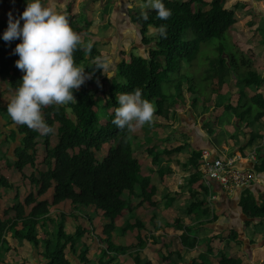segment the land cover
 <instances>
[{"label":"trees","instance_id":"trees-1","mask_svg":"<svg viewBox=\"0 0 264 264\" xmlns=\"http://www.w3.org/2000/svg\"><path fill=\"white\" fill-rule=\"evenodd\" d=\"M20 2L26 3L27 7V0L17 1V3ZM58 2L65 3L64 0H58ZM162 2L171 11V16L167 20L159 19L156 11L151 7L145 12L138 10L131 14L132 21L140 28L144 42L149 44L151 39L155 40V44L150 45L148 56L125 52L126 57L124 56L117 66L115 75L109 79L103 74V70L95 71L93 63L97 56L104 58L105 51L99 49L95 43L90 53L77 50L74 53L75 63L89 74L94 71L95 73L83 86L74 91L77 102L42 109L45 123L54 131L42 134L26 125H17L14 134L17 135L18 132L23 137L15 149V159H12L13 163L9 167L12 173L14 170L25 173V169L29 168V175L23 176L24 180L29 179L32 186H35V189L32 188L26 197L29 201L45 195L48 191H51V201L48 199L36 201L32 210L27 213L25 203L19 200V192H14V185L7 177L0 176V188L15 194L12 198L14 205L7 210V212L15 210V215L0 218V241L2 240L0 244L2 247L6 246V250L10 249L6 239V233L10 232L14 239H23L32 243L37 250V255L41 256V260L46 264H78L77 261L80 262L79 264H120L122 260L123 262L130 260L131 264H155L145 256L144 250L148 245L156 244L158 241H161L162 245L157 251L163 252V258H160L159 254L155 256L159 258L160 264H243L242 256H227L219 250L217 251L219 256L214 261L211 259L212 254L216 252L212 237L200 239V236L198 237L200 229L196 230L204 226L202 222L195 226L182 224L183 231L180 238L178 235L166 236L170 242H162L163 235L156 234L162 227V216L158 215V208L163 202L166 206L174 203L177 195L170 197L164 189L160 197L157 184L163 181L165 171L170 173L171 170L170 166L163 168V157L170 158L175 152H180L183 147L163 148L160 143L150 144L149 141L141 143L140 141L146 136L153 135H149L151 129L145 132L148 128L146 125L138 128L135 133H129L126 129L117 128L112 122L114 110L119 106L116 94L129 93L137 88L142 90V98L150 101L152 105L156 100V114L165 119L168 118L171 106L164 104L167 99V94L162 90L164 78L170 72H179L185 61L190 63L194 61L202 42L213 38L223 40L239 22L238 7H244L246 4L239 0L233 4L228 0H162ZM69 4L66 17L73 30L79 34L81 28L71 20L76 15L73 12L75 2L72 1ZM251 9L255 11L254 8ZM12 13L13 18L18 19L23 10L14 8ZM22 25L23 21H21ZM162 27L164 34H161ZM7 28L8 20L0 18V75L5 77L10 87L16 91L24 75L16 67L19 56L14 52L21 40L4 41L3 33ZM152 29L156 30L153 32L154 38H150L153 34L148 35ZM261 32L264 35V27L261 28ZM262 39L264 45V36ZM217 49L219 56L216 62L230 69L234 78L232 81L233 76L231 78L215 76L214 68V72L208 74V80L212 79L213 83H217L211 86L212 90L221 92L225 87V92H221V95H225L228 92L230 94L234 87L240 86L241 92L234 93L238 94L237 103L229 102L230 106L227 108H233L236 118L242 120L247 118L246 115L255 108L257 112L252 117V122L261 120L264 118V91L261 92L262 89L264 90L262 88L264 76H260L255 70L239 72V58L235 52H227L225 43L220 42ZM240 59L245 66L252 64L245 56ZM182 85L181 81L176 84L179 91ZM251 89L254 90L252 94L249 92ZM99 93L106 96L105 102H99L97 99ZM104 104L108 108H113V112L108 116L102 110ZM204 105L207 106V103L204 102ZM10 121L13 122L12 119ZM145 127H147L146 130ZM38 136H41V143L37 140ZM51 136L55 137L54 143L51 142ZM106 143H110L108 150L100 158L98 153L102 151ZM157 147L161 150H157ZM145 159H150V162L144 163ZM199 159L200 151L194 150L190 163L196 172L190 175L181 190L201 181L205 197H199V200L196 199L193 202L195 195L201 192L194 188L190 190L189 201L192 205L188 206L185 213L187 216H192L190 214L197 210L195 214L199 217L210 213L214 208L212 192L203 184L206 179L200 172ZM259 159V163L254 165V171L263 172L264 155H261ZM144 170L148 173H144ZM32 178H36L38 182L35 183ZM125 193L128 199L124 197ZM135 200L137 203L132 205ZM62 202L71 204L73 225L77 222V211L89 207L84 214L88 218L86 222L89 226L76 224L73 232H67L65 221L68 215L63 211L57 215L62 221L58 223L52 238H49L48 233L41 238L40 229H44L46 225L44 221L56 218L50 213L51 206ZM145 203H148L153 211L151 212L152 222L148 221L147 224L144 220L138 219L135 214L136 208ZM182 206L180 205L179 210L185 209ZM240 207L243 214L250 220L247 224H251L252 219L264 218V196L257 199L251 192H244ZM90 208L93 212L91 217L87 215ZM96 216H100L98 224L93 221L97 218ZM122 216L124 220L119 225L117 218ZM174 220L177 227L180 223V214ZM168 224L166 220L164 225L169 226ZM98 225L103 227L100 233L94 230H97ZM163 228L166 227L163 226ZM130 231L133 234L129 233ZM123 235H133L135 241L128 245L119 244L115 237ZM166 235L169 234L166 233ZM238 237L239 233L231 230L226 239L236 243L242 242L243 240ZM221 239L223 240L224 237ZM201 243L205 244L204 251H199L193 257L187 258L188 251L199 247ZM117 259H119L118 262ZM21 264H27V261Z\"/></svg>","mask_w":264,"mask_h":264},{"label":"rangeland","instance_id":"rangeland-1","mask_svg":"<svg viewBox=\"0 0 264 264\" xmlns=\"http://www.w3.org/2000/svg\"><path fill=\"white\" fill-rule=\"evenodd\" d=\"M12 1L13 3H16L18 0H12ZM64 1L65 3L62 2L59 5V8H60V11L64 13L65 15L68 13V10H69L68 6L70 5L69 3L72 1L75 2L73 6V12L76 13V15H74L71 18V20L74 21V23L78 27L81 28V30L79 31V34H81V36L83 37L82 40L85 43H88V42H91L92 44L95 43L99 47V49L105 51L104 58H107L108 60L111 61L110 70L108 72V75L110 77H113L115 75L117 66L120 64L122 59H124L125 52L127 53L133 52V54L135 55H140V54H144L145 56L149 55L150 45L151 46L154 45L155 40L151 39L149 44L144 42V37L141 34L139 26L132 21V16L130 15L138 10L142 12H145L146 10H148L150 8L148 6V0H129L130 2L134 3L131 9L127 5L128 1L124 0V2L120 5L118 13L115 14L114 19H113V13H112L114 9L116 8L114 7V5H115V2L116 3L120 2V0H76V1L75 0H64ZM207 1H210V0H207ZM229 1L230 0H228V2ZM242 1H244L247 4V6L245 4L244 7H241V6L238 7L239 9L237 13L240 17L239 22L226 34L223 40L218 39V38H213L211 40L202 42L200 45L198 54L196 55V58L194 61H192L191 63L185 61V63L183 64L179 72L177 71L170 72L164 78V82L162 84V90L163 92L167 94V99L164 102V104L166 105L168 104L169 106V105H177L179 103L181 104L180 105L181 107L188 104L195 108L205 109L204 99H206L207 97L211 98L212 96L217 97L219 100L223 101L224 103H227L229 101L237 103V99L236 97H234V93L239 94L241 92L240 86L234 87L232 92L228 94L227 96H225L224 97L225 99H222V97L219 96L220 95L219 91L212 90V87L215 86L217 83H213L212 79L208 80V74H212L214 72V68H215V72H214L215 76H218V77L219 76H223V77L230 76V78L233 76L231 78L232 81L234 78V74H231L230 69L226 68L224 65H219L216 62L217 57L219 56V51L217 49V46L219 45L220 42L225 43L227 52L228 51L235 52L236 55L238 56L239 58L238 60L240 62L239 72L244 73L247 70L248 71L255 70V71H261L262 73H264V45L262 44L263 42L262 38L264 35L261 32V28L264 27V2H256V0H242ZM42 3L45 5L46 0H42ZM56 3H59L58 0H56ZM257 3L259 4V7ZM251 8H254L255 11H252L253 9ZM7 9L9 10L8 6H7ZM25 9H26V6L24 10ZM254 12H256V14ZM153 32H156V30L152 29V31L148 32V35L153 34L152 35L153 37L150 36V38H154ZM143 47H147L148 49L140 50V48H143ZM242 56H245L248 61L252 62V64L245 66V64H243L240 59ZM233 72H235L234 68H233ZM262 73L258 72L260 76H264V74ZM179 81L183 83V87L186 90L188 89L189 93L187 97L191 99V101L188 103H187L188 99L186 98V96L183 93H180V91L176 87V84ZM0 84H2L1 81H0ZM233 84H235V82H233ZM223 88L224 89L222 90V92L226 90L225 87ZM0 89L3 90L1 87ZM106 89L107 90L109 89L108 84L106 86ZM253 91L254 90L251 89L249 92L253 93ZM179 94H181V96H179ZM238 94H237V98H238ZM105 97L99 93L97 96V99L99 100V102L101 101L105 102ZM196 97L197 99H195ZM8 102L7 103L0 102V111H2L1 114L3 115L5 120H8L9 118L8 115L5 114L6 112H4L7 110ZM153 106L155 109L157 108L156 100H155V103H153ZM225 109L228 110V108H225ZM102 110L105 112L107 116L113 112V108H108L105 104L102 107ZM156 111L157 110H155V114H156ZM225 116L228 121H231L233 118V115L230 111H226ZM156 117L157 116H154L155 123H156L155 121ZM146 126L152 130L149 133V135L150 134H153V135L152 136L150 135L151 137L146 136L145 139L140 141L141 143L149 141L148 143L150 144L160 143L163 147H166L167 145H169V148H170V145L171 147H176V146L182 147L181 144H184L185 148L183 147L181 153H179L178 155L182 156L183 158L188 155L187 151H190L191 148L187 143L184 142L187 137L183 135L180 130L172 126L170 129H167V131L165 132H163V130L161 129H158V131L162 132L160 133V132L154 131L153 126L151 127L150 125H146ZM147 127H145V130ZM14 130L10 131V129L8 128L7 131H3L2 129H0V176L7 177L9 182L14 185L15 187L14 192L16 191L19 192V200L25 203L26 208L25 207L24 208L26 212L29 213L32 210L33 205L36 201L44 200V199L46 200L48 199V201H51V191H48L45 195L39 198H35L33 201H29L26 198L29 192L32 190V188L35 189V186H32L31 181L29 179L24 180V177H27V175H29V170H28L29 168L25 169V173H21L16 170H14V173H12V169L9 167V165L13 163L12 159H15L14 158L15 149L17 145L20 143L21 138L23 137L22 135L19 136L18 140L16 141L19 133L17 132V135L14 134L15 132ZM14 135H16V137ZM40 137L41 136L37 137V140L39 143H41ZM141 137H143V135ZM54 141H55V137L51 136V142L54 143ZM11 142L13 143V145ZM109 144L110 143H106L102 151L98 153L100 158L103 157L105 152H107ZM157 150H161V149L157 147ZM174 155H175L174 158L178 156L176 155V153ZM9 156H10V160H8ZM147 162L149 163L150 160ZM145 171L146 170H144V173ZM32 181H34L35 183L38 182L36 178H32ZM19 184L21 186H19ZM5 190L6 189H1V191H5ZM7 191L9 192V194H11V199L14 198L15 194L10 192L9 190ZM5 197L6 195L4 197H0L2 198L0 199V214L3 213L4 215H8V217L6 218H9V217L14 216L16 211L11 210L10 212H7L9 207L14 205V203L11 202L10 206H8L10 199L9 197H6V198ZM124 197L128 199V195L126 193ZM136 203H137V200L133 201L132 205H135ZM70 205H71L70 202H62L56 206H51L50 213H52V216L56 218L55 220H49V221L45 220L44 221L46 225L44 226V229H40L41 238H44L46 236L45 233H48L50 236L49 238H52L53 232L56 233V230L58 228V223L62 221V219L59 220V217H57V215L63 211L65 214L68 215L65 221L66 222L65 229L67 232H73L76 224L77 225L83 224L85 226H89V224L86 222L88 218L86 217V215H84L85 213H87V210L89 209V207H84L81 210L79 209L77 211L78 213L77 222H75V224L73 225V218L71 217L72 215L71 213H73V210ZM164 205H165L164 202L162 203V205L160 204L161 212L158 211V215L162 216V223H165L167 218L171 220L170 222L175 223L174 218H176L177 215L174 213L173 214L168 213L167 210H163V213H164L163 214L162 207ZM149 209H151L150 205L148 203H145L143 205L138 206L135 210V214L137 215V218L144 220L146 224L151 217V211ZM175 212L178 213V211H175ZM92 214L93 212L91 209L90 211H88L87 215L91 217ZM230 215L231 214L229 213L228 216ZM96 217L97 218H95L93 221L96 224H98L100 216H96ZM181 217H185V215L180 214V222L182 220ZM127 218L128 217H126V219ZM260 219L261 220H259L257 223L252 222L251 224H246L244 228V231H246V234L252 240H254L256 244L264 242V218H260ZM123 220H124L123 216L117 218V221L119 223L122 222ZM190 221H195V220L191 219ZM190 221L189 219H184L183 222L181 223L186 226H189V224L187 225L185 223H188V222L190 223ZM181 223H179L177 227L167 226V228L165 229V232L168 233L169 236L178 235V238H180V234L183 231V228L179 226ZM101 226L99 227L98 225L97 230L94 229L96 233H100L102 231L103 227ZM198 229H200L199 234H206V233L208 234V229L205 226H200V228H197L196 230ZM223 232L228 233L227 230H224ZM129 233L133 234L131 231ZM161 233H162V230H159L158 232H156V234H161ZM6 236L9 239L13 238L11 234H9L8 232L6 233ZM241 237H242V240H244V237L242 234H241ZM224 239L221 241L220 237H216V241L213 242L216 245V247H214L215 250L224 252L225 255L227 256H231V255L242 256L243 264H255V263L264 264V249L263 251L262 250L258 251L259 253L256 255V261H254L255 262L254 263L251 260V253H252L251 251L254 248H256L255 246L252 245L249 247L248 246L249 244H246L245 241H242V242L240 241V243H236L234 241H229L228 239H225V240ZM115 240L119 244L128 245V244H131L133 241H135V238L133 235L132 236L123 235L122 237H115ZM0 242H2V240ZM158 242L156 244L148 245L144 250L145 256L151 259L155 264H160L159 258L157 259L155 255L158 256L159 254V257L163 258V252L157 251L158 248H160L162 245L161 241H158ZM12 244L17 249L19 248V246H22V248L25 249L24 252L26 253V255L23 258L30 259L29 261H27V264L28 263L29 264H39L37 257H35L36 259H32L33 254H31V251L37 253V250L32 245V243H30L27 240H23V239H15L13 240ZM42 244L43 243L41 242V247L43 246ZM201 244L205 245L204 243H201ZM235 244L237 246H235ZM244 244H246V249H245ZM150 247H152L153 250L152 249L150 250ZM204 247L200 245L199 247H197V249L195 248L193 250L188 251L187 258L193 257L199 251H204ZM6 248H7L6 246L4 247L1 246V250L5 254H6V251H5ZM163 250L165 252V249ZM245 250H247L246 252L249 254L247 253L244 254ZM217 251L214 252V254H212L211 259L213 261L219 256L217 255ZM93 252H94V249H93ZM152 253L154 255H152ZM11 254L12 253L8 252L6 258H8L9 255ZM260 254L262 256H260ZM0 257L2 256L0 255ZM40 259H41V256H40ZM14 260L18 261L19 258L16 257L14 258ZM118 260L119 259H117V262ZM77 262L78 264L80 263L79 261ZM21 263L22 261H20V264ZM119 263L120 264H131V261L126 260L125 262H123L122 260ZM198 264H203V263H198Z\"/></svg>","mask_w":264,"mask_h":264},{"label":"crops","instance_id":"crops-1","mask_svg":"<svg viewBox=\"0 0 264 264\" xmlns=\"http://www.w3.org/2000/svg\"><path fill=\"white\" fill-rule=\"evenodd\" d=\"M127 1H128L127 5L131 9L134 3L130 2L129 0ZM235 1L230 0V3L232 2L231 4H233V2ZM123 2L124 0H120V2L117 3L115 2V5L113 4L114 7H116L112 12L113 19L115 14L118 13L120 5ZM23 3L24 2L13 3L12 0H0V18L9 20V13H11L13 16L14 14L12 13V11L14 8L24 11L25 4ZM59 5L60 3H56V0H50V1L48 0L45 3V6L53 7L57 12H61ZM7 6L9 10L7 9ZM146 49L148 48L147 47L140 48V50H146ZM256 72L262 73L261 71H256ZM0 81L2 82V84H0V87L3 89V90L0 89V102L7 103L12 99L16 91L10 87V85L7 83L6 78L1 75H0ZM262 88H264V85L262 86ZM185 90L186 89L182 85L180 91L186 96V98L188 99L187 100L188 103L191 101V99L187 97L189 93L188 89L186 91ZM262 91L264 90L262 89L261 92ZM221 92L219 96L222 97V99H225L224 97L229 94L228 92L225 95H221ZM234 97H236L237 99V94H234ZM204 102L207 103V106L204 105L205 109L195 108L188 104H186L183 107H181L180 106L181 104L179 103L177 105H169V107L171 106L170 112L168 118L166 119L163 118L162 116H159L158 114H157L158 116L154 114V116H157L155 119L156 123L150 125V127L153 126L154 131L160 132L158 131V129H161L163 130V132H165L167 131V129H170L173 126L178 130H180L181 133L187 137L184 142L187 143L191 148L190 151H187L188 155L185 156L184 158L178 155L179 153H181L182 150L177 153L175 152L176 155H178L175 158H174L175 153L172 154L170 158L167 156L163 157V162H162L163 168L166 169L168 166H170L171 170L170 173L169 171H165L166 173L163 175V179H162L163 181L157 184L158 185L157 192L158 194H160L161 197V192L162 190L165 189L166 192L169 193L170 197H173L174 195L177 196L174 203H172L171 205L167 204V206L164 205L162 207V213L163 210H167L168 213L171 214L174 213L176 215L179 214L185 215V217H181L182 219L181 222H183L184 219H189V221L191 219L195 220V221H190V223L189 222L185 223L187 225L189 224L195 226L199 222L204 223V226L208 229V234L198 233V237L200 236V239L212 237V244L214 247H216V245L213 243L214 241H216V237H220V238L224 237L226 239L231 230H236L240 234L239 235L240 239H242L241 234L243 235L244 237L243 241H245L246 244H249L248 245L249 247L252 245L256 247L251 251L252 252L251 260L254 262L256 261V255L259 253L258 251L261 250L263 251L264 242L256 244L254 240H252L246 234V231H244L247 222L250 220L247 218V216L243 214L242 209L240 207V200L244 192L245 193L251 192L257 199H260L261 197L264 196V171L256 172V180L252 181L250 184L233 189L224 188L219 182L213 180L210 181V187H209L206 181L202 180L203 184L206 185L209 188V190L212 192V197H214L213 198L214 208L213 211H211L210 213H206L205 215H200L199 217H196L195 214L197 210H194L192 214H190L192 216H187L185 213H187L188 206L190 204L192 205V203L189 201L190 199L189 193L190 190H192V188L201 192V194L195 195V197L193 198L194 199L193 202L196 199L199 200V197L200 198L205 197V194H203L202 192L201 181H198L193 186H187L183 190H181V187L185 185L190 175L195 174L196 172V169H194L193 165L190 163L192 161L191 160L192 152L194 150L201 152L202 149L207 148L211 151L212 156L221 157L223 159L230 157H238V161H237L238 167L250 168L254 170L255 163H259L260 160L259 157L261 155H264V118L256 122H252V117L257 112L255 108L252 109V112L250 114L246 115L247 118H245L244 120L240 118H236L234 112L232 111L233 108L232 109L228 108V110L225 109L230 106L228 103L231 101L225 103L226 105H224L223 104L224 102L219 100L215 96H212L211 98L207 97L206 99H204ZM232 103L236 104L235 102ZM226 111H230L232 113L233 118L231 121H228L226 119L225 116ZM4 112H6L5 114L8 115L7 111ZM1 113L2 111H0V129H2L3 131H7L8 128L10 129V131L17 129L18 124L15 122H11L10 121L11 118L9 115H8L9 117L8 120H5ZM148 129L149 128H147L145 132H147ZM19 136L21 135L19 134L17 136L16 141L18 140ZM181 145L182 147L185 148L184 144ZM167 147H169V145H167ZM149 160L150 159H145V162L148 163L147 161ZM187 162H189L190 164L188 165ZM145 173H148L147 170L145 171ZM1 189L3 188H0V197H4L5 195L6 197H9L10 202L8 203L9 204L8 206H10V203L13 202V200L11 199V194H9L8 191H1ZM180 205H183L182 207H185V209L179 210ZM149 210L153 212L151 209ZM158 211L161 212V207L158 208ZM175 211H178V213ZM229 213L231 214L230 216H228ZM214 215L215 218H213ZM0 217L6 218L8 217V215H4L3 213H1ZM167 220L169 226L175 227L176 225L175 223L170 222L171 220L168 218ZM259 220L261 219H252L251 222L257 223ZM149 221H151V217ZM122 222L120 223L118 222V224L120 225ZM161 225L162 227L160 230H162L161 235H163L162 242L169 243L170 240L166 239V236L169 235H166L164 230L167 228V226H165L164 223H162ZM163 226L166 228H163ZM180 227L183 228L182 225ZM224 230H227L228 233L223 232ZM8 233L11 234L10 232ZM6 239L8 243L10 242L9 244L10 249L5 250L6 251L5 254L1 250V244H0V255L2 256L0 257V264H20V261L24 262L30 260L28 258H23L25 257L26 253L24 252L25 249H23L22 246H19V248L17 249L12 244L13 240H15L14 238L9 239L6 236ZM246 244H244L245 249H246ZM201 245L203 247L205 246L203 244ZM151 249L153 250L152 247H150V250ZM246 251L247 250H245L244 253H247ZM8 252L12 254L9 255L8 258H6ZM31 254H33V256L31 255L33 257L32 259H36L35 257H37L39 264H46L43 263V261L40 259V256L37 255L36 252L31 251ZM152 255L154 254L152 253ZM260 256L262 255L260 254ZM16 257L19 258L18 261L14 260V258ZM2 258L4 260H1Z\"/></svg>","mask_w":264,"mask_h":264},{"label":"clouds","instance_id":"clouds-1","mask_svg":"<svg viewBox=\"0 0 264 264\" xmlns=\"http://www.w3.org/2000/svg\"><path fill=\"white\" fill-rule=\"evenodd\" d=\"M148 6L156 11L159 19L167 20L171 16V11L162 0H148ZM161 34H164L163 27ZM17 39L21 42L14 50L19 56L16 67L24 75L7 105L8 115L17 124L42 134L52 133L54 129L43 119V108L77 102L74 91L97 70H103V74L111 79L108 75L111 61L107 58L95 57V71L91 74L75 63L74 53L77 50L90 53L93 44L85 43L73 30L66 15L45 6L42 0H28L18 19L9 13L3 40L11 42ZM116 99L119 106L114 110L112 122L117 128L133 133L154 122L155 108L150 101L142 98L140 88L116 94Z\"/></svg>","mask_w":264,"mask_h":264},{"label":"built area","instance_id":"built-area-1","mask_svg":"<svg viewBox=\"0 0 264 264\" xmlns=\"http://www.w3.org/2000/svg\"><path fill=\"white\" fill-rule=\"evenodd\" d=\"M199 161L200 172L208 185L213 180L219 182L224 188L233 189L246 186L256 180V171L237 166L238 157L226 159L214 157L206 148L201 150Z\"/></svg>","mask_w":264,"mask_h":264}]
</instances>
